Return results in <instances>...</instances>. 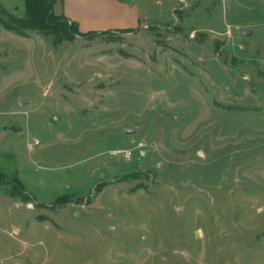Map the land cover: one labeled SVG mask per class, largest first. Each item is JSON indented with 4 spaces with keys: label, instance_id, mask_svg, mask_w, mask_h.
Wrapping results in <instances>:
<instances>
[{
    "label": "rangeland",
    "instance_id": "rangeland-1",
    "mask_svg": "<svg viewBox=\"0 0 264 264\" xmlns=\"http://www.w3.org/2000/svg\"><path fill=\"white\" fill-rule=\"evenodd\" d=\"M123 1L131 33L0 13V264H264V0Z\"/></svg>",
    "mask_w": 264,
    "mask_h": 264
},
{
    "label": "crops",
    "instance_id": "crops-1",
    "mask_svg": "<svg viewBox=\"0 0 264 264\" xmlns=\"http://www.w3.org/2000/svg\"><path fill=\"white\" fill-rule=\"evenodd\" d=\"M61 15L75 23L83 34L132 30L139 27L142 9L123 0H55Z\"/></svg>",
    "mask_w": 264,
    "mask_h": 264
},
{
    "label": "trees",
    "instance_id": "trees-1",
    "mask_svg": "<svg viewBox=\"0 0 264 264\" xmlns=\"http://www.w3.org/2000/svg\"><path fill=\"white\" fill-rule=\"evenodd\" d=\"M24 3V17H14L9 15L6 10L0 5V13L7 16L9 21L1 22L2 26L10 31L24 34L26 31H41L49 32L54 31L68 24L71 29H75L77 34L84 36H93L97 32H90L82 34L75 23L70 22L63 15L56 16L54 14L55 0H22ZM68 23V24H67ZM121 33H131L132 30H119ZM110 32H103L106 34Z\"/></svg>",
    "mask_w": 264,
    "mask_h": 264
},
{
    "label": "water",
    "instance_id": "water-1",
    "mask_svg": "<svg viewBox=\"0 0 264 264\" xmlns=\"http://www.w3.org/2000/svg\"><path fill=\"white\" fill-rule=\"evenodd\" d=\"M249 34H250V31H248V30H246V31L244 32V35H245V36H248ZM100 82H105V80H104V79H100ZM20 103H21V105H24L25 101H24V100H21ZM135 131H136L135 128L130 127V128H128V129L125 130V133H126L127 135H131V134H134ZM69 189H70V188H69ZM69 189H65V190H63V191L66 192V191L69 190Z\"/></svg>",
    "mask_w": 264,
    "mask_h": 264
},
{
    "label": "built area",
    "instance_id": "built-area-1",
    "mask_svg": "<svg viewBox=\"0 0 264 264\" xmlns=\"http://www.w3.org/2000/svg\"><path fill=\"white\" fill-rule=\"evenodd\" d=\"M128 157V156H127Z\"/></svg>",
    "mask_w": 264,
    "mask_h": 264
}]
</instances>
